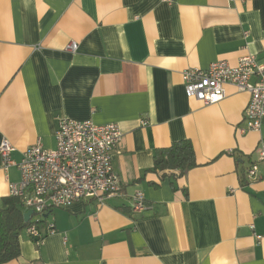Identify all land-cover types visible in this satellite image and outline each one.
Returning a JSON list of instances; mask_svg holds the SVG:
<instances>
[{
	"label": "crops",
	"instance_id": "0c3cea01",
	"mask_svg": "<svg viewBox=\"0 0 264 264\" xmlns=\"http://www.w3.org/2000/svg\"><path fill=\"white\" fill-rule=\"evenodd\" d=\"M249 54L264 67V0H0V142L11 159L37 141L53 149L57 118L114 123L122 184L102 205L42 216L40 233L46 224L54 233L35 245L22 230L20 256L5 264H264V240L253 236L264 234V163L245 181L264 118L241 132L247 93L225 85L221 102L203 106L181 79ZM182 140L194 168L150 171L156 150ZM18 181L0 157V204ZM137 192L141 213L131 211Z\"/></svg>",
	"mask_w": 264,
	"mask_h": 264
},
{
	"label": "built area",
	"instance_id": "2783aa9c",
	"mask_svg": "<svg viewBox=\"0 0 264 264\" xmlns=\"http://www.w3.org/2000/svg\"><path fill=\"white\" fill-rule=\"evenodd\" d=\"M67 50L74 53L77 44L70 43ZM181 79L185 96L203 106L221 102L225 85L247 93L245 127L241 132L259 130L264 118V67L257 63L255 56H243L233 67L219 61L209 64L205 70L189 68L182 72ZM141 124L144 126L145 122ZM120 138V130L114 123L95 125L60 117L56 122L53 149H43L37 141L23 152L19 162H14L12 146L6 140L0 142L4 170L15 167L19 173V181L8 186V196L17 198L36 217L31 218L32 225L25 229L35 245H40L45 235L54 233L53 224L45 225V234L37 226L42 216L52 210L87 200L102 205L110 197L121 196L122 184L112 170V156ZM255 154L256 160L245 171L246 182L258 179V165L264 163V140ZM131 199L133 213L147 209L141 193H135ZM253 236L257 243L264 240V234Z\"/></svg>",
	"mask_w": 264,
	"mask_h": 264
},
{
	"label": "trees",
	"instance_id": "16d2710c",
	"mask_svg": "<svg viewBox=\"0 0 264 264\" xmlns=\"http://www.w3.org/2000/svg\"><path fill=\"white\" fill-rule=\"evenodd\" d=\"M195 166L192 145L188 140H182L172 143L168 148L156 150L150 171L176 170L178 176H183ZM20 204V201L13 197L1 200L0 264L8 263L20 256L18 235L22 230L32 225L30 220L24 222Z\"/></svg>",
	"mask_w": 264,
	"mask_h": 264
},
{
	"label": "water",
	"instance_id": "95a60500",
	"mask_svg": "<svg viewBox=\"0 0 264 264\" xmlns=\"http://www.w3.org/2000/svg\"><path fill=\"white\" fill-rule=\"evenodd\" d=\"M32 214V211H28L27 213H25L24 214V216H23V220H24V222H27L28 221V219H29V216Z\"/></svg>",
	"mask_w": 264,
	"mask_h": 264
}]
</instances>
